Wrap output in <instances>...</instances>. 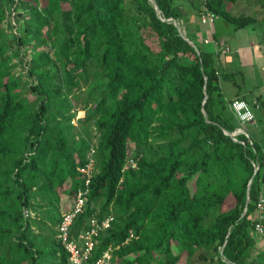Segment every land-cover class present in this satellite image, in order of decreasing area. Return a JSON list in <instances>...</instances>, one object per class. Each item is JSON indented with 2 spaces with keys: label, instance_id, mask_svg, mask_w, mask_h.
Listing matches in <instances>:
<instances>
[{
  "label": "trees",
  "instance_id": "trees-1",
  "mask_svg": "<svg viewBox=\"0 0 264 264\" xmlns=\"http://www.w3.org/2000/svg\"><path fill=\"white\" fill-rule=\"evenodd\" d=\"M155 2L161 14L150 0H0V264H68L57 228L85 189L78 169L92 148L72 238L92 218H115L93 260L112 246L113 264H177L184 255L226 264L224 248L227 261L246 264L264 139L228 134L239 124L231 104L249 103L255 122L264 102L247 100L237 82L227 100L222 81L234 73L197 36L186 31L200 54L180 34L178 0ZM234 2L206 0L199 17L207 8L236 31L253 26L254 16L228 9ZM83 88L88 130L78 132L71 97ZM43 208L47 222L31 215Z\"/></svg>",
  "mask_w": 264,
  "mask_h": 264
},
{
  "label": "rangeland",
  "instance_id": "rangeland-1",
  "mask_svg": "<svg viewBox=\"0 0 264 264\" xmlns=\"http://www.w3.org/2000/svg\"><path fill=\"white\" fill-rule=\"evenodd\" d=\"M199 1V0H196ZM236 0L235 4H227L228 9L232 12L233 15H239V14H246L247 16H254L256 17V23L253 26L247 27L246 29H241L239 31H236L233 25H230L226 23L223 19H219L216 24L212 25H206L207 27L213 28V33H209L207 37L210 39V45L209 46H202V48H205L207 50H211L215 53V46L214 41L216 39L219 40L222 47H225L229 45L233 49L241 46H247L249 41H255L256 43L261 42V46H258L254 49L253 52H255V56L257 58L258 64L261 65L258 67L259 72L261 75H257V71H254L253 66L251 65H244L240 62L239 58L234 54H229L227 57H231L232 60L236 63V65H228L227 63H222L221 68L225 73H234L235 78L232 80H224L222 81L223 85V93L227 100H230L235 96V93L237 91V88L234 86L235 82H237L239 85L242 86V91H248L249 93H254L257 97L258 93L261 91V95L263 96L264 100V92L262 91V88L264 87V0ZM11 22L13 24H17L13 18H10ZM6 26V25H5ZM18 27V26H17ZM17 27L14 29V33L18 34ZM225 40L229 43L227 44ZM238 44L240 46H238ZM228 46V47H229ZM225 56H220V59L224 60ZM216 60H218V56L216 55ZM217 62V61H216ZM22 71L23 74H27V70H23L21 68L18 69V71ZM86 88H83L81 93L80 100H75L73 97H71L72 103L74 105L73 112H76V117L73 121V124L76 126L78 132H86L87 126L83 125V123H80L79 120H82L86 116L85 111V103L84 100L86 99ZM29 99H33V96L29 94ZM254 112V111H253ZM256 114L260 115L261 113H264V107L261 111L255 112ZM260 118V117H259ZM256 120L255 127H251V125H246L245 128L253 135V133H258L257 135L259 138L264 139V121L260 119ZM90 131L93 133L94 143L96 142V138L98 137L97 132L94 129V126H89ZM132 164V163H130ZM47 210L46 208L41 209L40 211L36 213H31V215H35V218H39L41 221L47 222ZM28 214H30L28 212ZM114 216V215H112ZM35 233H39V231H34ZM174 249V254H179V249ZM52 261H50L48 264H50ZM206 264L202 261H199L197 258H193L191 260H188L187 256L184 255L177 264ZM158 261H155L154 264H158Z\"/></svg>",
  "mask_w": 264,
  "mask_h": 264
},
{
  "label": "built area",
  "instance_id": "built-area-1",
  "mask_svg": "<svg viewBox=\"0 0 264 264\" xmlns=\"http://www.w3.org/2000/svg\"><path fill=\"white\" fill-rule=\"evenodd\" d=\"M206 2V0H204ZM218 19V15L214 12L206 11L201 15L200 22L203 25H212ZM209 43V41H206ZM231 52L230 48L225 49V53ZM257 108H259V103L255 102ZM231 109L239 122V128L235 132V135L245 134L248 136L247 132L243 129L248 123L253 122L255 114L249 103L243 102L241 100H235L231 104ZM95 153L92 148L89 154V162L86 167L79 168V172L86 176L85 189H80L76 196V204L72 211L66 213L62 217V221L57 228V240L63 246L65 251L68 253V264H113V248L110 246L101 256L96 260H93L94 252L98 247L97 239L101 233L106 232L112 228L115 218L113 216H108L104 219L92 218L89 222V227L87 230L83 231L76 238H72V228L75 219L79 214L82 213L86 205V197L89 194V185L91 183L92 174L96 161L93 159V154ZM133 163V161H130ZM257 213L259 214V220L255 224V230L261 234L264 232L263 220H264V194L259 195L257 201ZM30 214L25 212V216L29 217Z\"/></svg>",
  "mask_w": 264,
  "mask_h": 264
},
{
  "label": "crops",
  "instance_id": "crops-1",
  "mask_svg": "<svg viewBox=\"0 0 264 264\" xmlns=\"http://www.w3.org/2000/svg\"><path fill=\"white\" fill-rule=\"evenodd\" d=\"M204 3H205L204 0H199V1H196V0H178V4L182 5L183 10H184V19L182 20V26H183L184 30H186V31L188 30L191 34H194L195 36H197V39H198L201 46H203V45L209 46L211 43L210 42L206 43V41H210V39L207 37V35L211 32L213 33V28L207 27L206 25H203L200 22V17H199V13H198L199 9H202L204 7ZM229 4L234 5L235 2L229 3ZM219 19H220V17L218 16V19L214 22V24H216V22ZM225 42L227 44H229L226 40H225ZM258 44H259V46H261L262 43L261 42L256 43V40L255 41L251 40L248 42L247 46H241V47H237V48L233 49L229 45L222 47L219 40L216 39L214 41V46H215L214 51H215V54L219 53V55L217 54V56H218L217 65L221 67L223 62L227 63L228 65H236V63L234 62V60H232L231 57H227V56H229V54H234L239 58V60L242 64L251 65L253 67L255 66L253 68V70L257 71L256 73L258 76L261 75L259 72L260 70L258 68L261 64L260 63L258 64L257 58L255 56V52H253L254 49L258 46ZM238 46H240V45L238 44ZM226 48H230L231 52L225 53ZM222 55L225 56L224 60L220 59V56H222ZM234 86L237 88L236 84H234ZM222 87H223V85H222ZM262 91L264 92V87L262 88ZM237 92H238V88H237V91L235 93V96L233 98H231L230 100H234L236 98ZM253 94H254L253 92L249 93L248 91H245V92L242 91V95L245 96L247 98V100H249V101H253V100L255 101L256 96ZM261 94L262 93L260 91L258 93L257 97L261 98V102H264L263 96ZM244 102H246V101H244ZM258 118L260 120L264 121V113H261L260 115L256 114V120ZM255 123H256V121L253 123L250 122L247 125H251V127L253 128L256 125ZM238 128H239V124H238ZM243 129L247 132V134L249 133V131L245 127ZM257 134L253 133V135H252L251 133H249L248 137L250 135V137H252V139L254 141H260L262 138H259V136ZM261 193L264 194V183L262 186V192ZM252 220L255 222V224L259 220V214L257 212L252 215ZM263 226H264V223H263ZM249 235L252 237L253 243L250 247L249 256L246 260V264H264V232H263V234L257 232L255 230V225H254L249 230ZM220 252H221V250H220ZM219 254H220V259L222 261H224L221 253H219ZM50 261H52V260H50L48 258H46V259L43 258L40 260L39 264H48ZM202 262L206 263V264H221L219 259H216V261H214V262H212V261L211 262L210 261H207V262L202 261ZM225 263L226 264H232L229 261H228V263L227 262H225ZM50 264H52V263H50Z\"/></svg>",
  "mask_w": 264,
  "mask_h": 264
},
{
  "label": "water",
  "instance_id": "water-1",
  "mask_svg": "<svg viewBox=\"0 0 264 264\" xmlns=\"http://www.w3.org/2000/svg\"><path fill=\"white\" fill-rule=\"evenodd\" d=\"M150 2L152 3V5L155 8L156 12L158 14H161V11H160L158 5L156 4L155 0H150ZM174 23H175L176 26H178L179 32L184 37V39H186L193 47H195L196 50H197V52H198V54H200V50L196 47V45L187 38L186 30H184V28L181 26L180 22H178L176 20V21H174ZM207 98L208 97L206 96V99ZM228 134L231 135V136H234L236 133L234 132V133H228ZM258 170H259V167L256 168V171L255 172H258ZM252 182H253V179L250 181V184H249V187H248L247 201H246V206H245L244 212L242 214V218L246 215V213L248 211L249 204H250V199H251V197H250V190H251ZM231 230H232V228H231ZM231 230H230V232H231ZM230 232H229V234H230ZM220 253H221L224 261L228 263L227 259L224 257V254H223L224 253V248L221 249V252Z\"/></svg>",
  "mask_w": 264,
  "mask_h": 264
}]
</instances>
